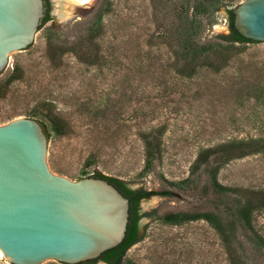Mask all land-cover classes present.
Segmentation results:
<instances>
[{
	"label": "rangeland",
	"instance_id": "1",
	"mask_svg": "<svg viewBox=\"0 0 264 264\" xmlns=\"http://www.w3.org/2000/svg\"><path fill=\"white\" fill-rule=\"evenodd\" d=\"M47 1L49 20L28 48L10 53L0 73V124L23 116L43 121L46 163L57 175L78 180L101 172L130 189L156 192L139 202L137 241L123 264H228L207 221L170 224L159 214L192 207L167 181L189 176L201 149L264 138V42L235 43L220 70L197 65L188 76L166 41L169 32L182 31L193 0H106L92 41L77 21L91 19L105 0H81L68 17L61 14L69 8L64 0ZM221 1L213 33L228 32L226 7L243 0ZM48 109L64 134L44 116ZM151 135L160 155L147 165L144 136ZM200 177L206 178L202 171ZM217 177L225 185L264 190V151L229 161ZM253 224L264 235V210L254 213ZM0 264L10 263L0 255Z\"/></svg>",
	"mask_w": 264,
	"mask_h": 264
},
{
	"label": "water",
	"instance_id": "2",
	"mask_svg": "<svg viewBox=\"0 0 264 264\" xmlns=\"http://www.w3.org/2000/svg\"><path fill=\"white\" fill-rule=\"evenodd\" d=\"M233 7L239 33L264 42V0ZM43 13V0H0V73L32 44ZM46 152L35 118L0 124V250L10 264L95 259L124 238L129 200L105 179L51 172Z\"/></svg>",
	"mask_w": 264,
	"mask_h": 264
},
{
	"label": "trees",
	"instance_id": "3",
	"mask_svg": "<svg viewBox=\"0 0 264 264\" xmlns=\"http://www.w3.org/2000/svg\"><path fill=\"white\" fill-rule=\"evenodd\" d=\"M44 1V0H43ZM46 6H47V0ZM221 0H193L191 12H184L182 31L169 32L167 44L174 56V62L181 73L190 76L199 66L220 70L229 60L231 46L254 42L241 35L234 26V8L226 7L228 32L213 33L212 27L217 22L216 13ZM107 1H101L93 9L91 19L79 22L88 32L92 41V30L101 24L107 12ZM49 20L45 10L39 26ZM38 26V28H39ZM172 30V27H169ZM174 33V34H173ZM35 114L34 111L31 115ZM52 124L57 134H64L63 123L58 116L48 109L44 115ZM49 137L45 123L38 120ZM147 148V165L160 155V143L155 135L144 136ZM264 151V138L247 141L234 140L201 149L190 166V175L179 181H167L177 188V194L189 199L191 208L187 210L165 211L159 218L170 224L203 219L219 234L227 253L228 264H264V235L260 234L253 224V215L264 210V190H253L225 185L218 180L219 170L229 161L246 155ZM200 171L206 176L201 180ZM202 175V174H201ZM94 177L107 180L129 200L128 221L125 236L116 246L106 249L95 259L73 264H95L105 261L108 264H123L128 248L137 241L138 205L141 199L155 194V191L142 188L130 189L116 177L101 172ZM161 195H169L161 191ZM257 262V263H256ZM68 264V263H64Z\"/></svg>",
	"mask_w": 264,
	"mask_h": 264
},
{
	"label": "bare ground",
	"instance_id": "4",
	"mask_svg": "<svg viewBox=\"0 0 264 264\" xmlns=\"http://www.w3.org/2000/svg\"><path fill=\"white\" fill-rule=\"evenodd\" d=\"M64 1H65L66 6L69 8L61 12L63 17H68L71 14V8L81 3V0H64ZM0 255H3L1 250H0ZM100 264H106V262L101 261Z\"/></svg>",
	"mask_w": 264,
	"mask_h": 264
},
{
	"label": "flooded vegetation",
	"instance_id": "5",
	"mask_svg": "<svg viewBox=\"0 0 264 264\" xmlns=\"http://www.w3.org/2000/svg\"><path fill=\"white\" fill-rule=\"evenodd\" d=\"M43 2H44V11H45L46 10V7H47L46 6V1L44 0Z\"/></svg>",
	"mask_w": 264,
	"mask_h": 264
}]
</instances>
